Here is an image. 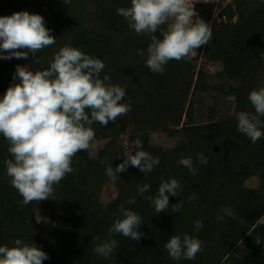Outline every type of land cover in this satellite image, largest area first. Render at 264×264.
<instances>
[{"label":"trees","instance_id":"trees-1","mask_svg":"<svg viewBox=\"0 0 264 264\" xmlns=\"http://www.w3.org/2000/svg\"><path fill=\"white\" fill-rule=\"evenodd\" d=\"M121 7H130V0H70L69 4L64 0H0V16L19 11L40 14L56 37L54 45L37 53L39 64L31 54L26 60H0V96L14 82L13 74L21 60L32 71L44 70L60 47L71 45L101 59L104 74L126 91L122 102L131 105V111L115 123L106 127L93 124L95 140H105L96 152L98 158L90 159L85 151L78 153L73 167L79 171L68 174L49 199L38 204H25L11 186L4 165L10 158L8 144L0 136V246L11 247L15 239L33 242L49 256L43 264H264V225L255 224L264 216V138L252 143L236 131V113L254 112L248 94L260 87L264 3L230 0L219 13L220 23L211 27L212 38L204 55L220 61L238 85L230 91L236 96L234 113L218 118L213 104L208 109L209 119L203 122L197 118L195 95L219 87L208 80L210 75L205 70H197L193 59L169 61L164 74H152L145 65L150 38L128 27L117 14ZM155 35L162 38L159 31ZM138 50L145 56L138 55ZM156 131L180 135L181 140L172 147L153 143L150 134ZM124 135L128 136L130 153L136 151L133 141L140 139L143 150L159 157L160 163L147 174L129 166L112 183L100 160L106 159L113 168L123 162L127 152L121 142ZM198 153L208 158L206 165L197 162ZM184 157L192 158L198 174L178 163ZM256 175L260 176V186H248L246 181ZM161 176L165 180L176 178L182 191L179 197L169 195V209L157 214L144 196L158 194ZM145 183L150 190L141 196L137 185ZM107 184L116 187L117 196L105 205L100 191ZM181 199V211L171 212V205ZM120 204L141 216L138 231L145 235L139 241L109 234ZM41 205L51 211L50 220H37ZM197 221L203 224L198 231ZM185 233L202 240L203 251L194 260H172L164 245L171 235L182 237ZM257 237L260 244L255 243ZM106 239H115L118 244L108 258L93 251Z\"/></svg>","mask_w":264,"mask_h":264},{"label":"clouds","instance_id":"clouds-1","mask_svg":"<svg viewBox=\"0 0 264 264\" xmlns=\"http://www.w3.org/2000/svg\"><path fill=\"white\" fill-rule=\"evenodd\" d=\"M64 3L69 4L70 0ZM117 14L136 34L150 38L145 65L152 74H164L169 61H190L197 55L196 50L208 45L212 38V28L199 18L191 0H130V7L118 8ZM158 31L162 38L155 35ZM51 33L40 14L19 11L0 16V60H26L31 54L36 57L34 63L39 64L37 53L56 43ZM138 55L144 57L145 52L138 50ZM104 68L101 59L71 45L60 47L44 70L16 66L14 82L0 96V136L7 141L10 154L4 160L5 175L25 204L48 200L56 185L68 174L78 172L73 159L81 151L87 152L90 159L98 158L94 123L106 127L131 111V105L122 102L125 89L113 84ZM248 100L254 112L236 113V131L256 143L264 138V86L251 90ZM133 147L134 154L124 152L123 162L115 168L106 159L100 160L110 182L119 180L118 174L129 166L147 174L159 165V157L143 150L140 139L133 141ZM196 160L203 165L208 163L202 153L197 154ZM178 163L193 175L198 174L191 157L181 158ZM160 180L155 197L144 196L150 190L148 183L137 185L138 194L151 202L157 214L169 209V195L179 197L182 191L176 178L165 180L161 176ZM183 206L181 199L171 205V212L179 213ZM117 211L119 215L108 229L109 234L139 241L145 235L138 231L141 216L123 204ZM255 224L264 225V216ZM202 226V221L195 224L197 231ZM255 243H261L260 237ZM117 247L115 239H106L93 251L108 258ZM164 247L172 260H194L203 251L204 242L185 233L182 237L171 235ZM47 259L48 254L33 242L15 239L11 247L0 246V264H43Z\"/></svg>","mask_w":264,"mask_h":264},{"label":"rangeland","instance_id":"rangeland-1","mask_svg":"<svg viewBox=\"0 0 264 264\" xmlns=\"http://www.w3.org/2000/svg\"><path fill=\"white\" fill-rule=\"evenodd\" d=\"M230 0H191L194 3V8L199 18L204 20L207 24L216 26L220 23L221 18L219 13L227 5ZM205 47L201 46L196 50L197 55L192 59L196 64L197 70L199 68L205 70L210 77L208 80L212 84L217 85L219 90H206L197 92V114L199 115V122H203L209 119V106L215 104L217 109V117L225 118L230 117L234 113V106L236 96L231 94V89L238 85V82L230 77L224 71V65L220 61H212L206 58L204 55ZM21 66L28 65L26 61H20ZM259 86H264V67L259 74ZM128 128V127H127ZM128 136L124 135L121 138V142L126 147L127 152L130 150L127 148ZM181 140V136H170L167 131H156L150 134V141L156 144H161L165 147H172L177 145ZM96 146V152L99 151L105 144L104 139L94 141ZM124 159V158H123ZM122 159V160H123ZM260 176L256 175L246 181V184L250 187L260 186ZM117 196V189L114 185H104L100 191V197L102 202L106 205ZM228 213H232L231 209L225 208ZM51 211L44 205H41L37 210V220H50ZM57 225L62 227V223L57 221Z\"/></svg>","mask_w":264,"mask_h":264},{"label":"crops","instance_id":"crops-1","mask_svg":"<svg viewBox=\"0 0 264 264\" xmlns=\"http://www.w3.org/2000/svg\"><path fill=\"white\" fill-rule=\"evenodd\" d=\"M198 116H199V115H197V118H198ZM199 118H201V117H199ZM198 120H199V119H198Z\"/></svg>","mask_w":264,"mask_h":264}]
</instances>
